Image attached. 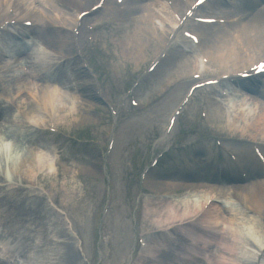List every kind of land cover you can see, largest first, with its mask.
I'll return each instance as SVG.
<instances>
[{
    "label": "bare ground",
    "instance_id": "1",
    "mask_svg": "<svg viewBox=\"0 0 264 264\" xmlns=\"http://www.w3.org/2000/svg\"><path fill=\"white\" fill-rule=\"evenodd\" d=\"M66 1L70 4L63 3V0H19L15 5L20 9V14L23 17H35L40 23H43L42 28L45 29L44 39L58 46L61 50L65 48L61 40L62 31L65 33L66 31L58 27L55 30L53 26H49L47 14L50 12L53 16V13H57L61 17L58 20L59 25H65L66 22L73 23L74 15L65 11L63 7L65 5L82 6L88 0ZM128 1L136 2V0ZM187 1L190 3L192 0ZM215 1L217 0H210L208 4ZM241 1L243 2V9L239 15H242L240 20H244V24L240 27L239 36L236 40V37L234 38L231 34V31L236 28L235 25L202 27L211 30L208 34L211 40L204 41L202 46L210 51L208 54L211 62L219 64L222 70H228L230 66H238L240 69V65L248 68L252 64L254 56L259 58L264 53V6L258 0ZM141 3L142 5H139V7L130 9L139 14V17L137 18V27L126 43L129 58H133L137 51L141 52L152 48V52L158 51V48L153 44V40H160L161 44H164L172 28V19L163 0H148L147 2L141 1ZM4 8L5 0H0V19H4ZM174 8L178 12H183L186 6L181 1L174 0ZM118 18L123 17L118 14ZM215 31L220 32V34L222 31L223 34L220 35ZM204 32L208 31L204 30ZM251 49H254V53ZM22 51H25V48ZM43 57L41 55L39 57L33 56L34 65L32 69H41L43 72L48 70L49 64L46 66L45 62L52 61V59L48 58L45 61ZM197 59V55H195L194 65L188 68V72L197 66ZM69 70L67 68L68 72ZM40 73H37V75L39 76ZM72 78H76V75L71 74L69 79ZM57 82L61 81L58 80ZM256 83H258L257 79L252 81L253 87L252 85L243 86L249 92L251 100L257 102L258 113L253 118H249L252 123L248 124L247 122L246 125L242 126V135L247 134L251 139H256L259 129L264 128V92L258 89ZM80 86L79 83L76 84L74 91ZM24 90L26 95L22 93L16 97L21 98L28 105H32L29 116L35 124L41 126L45 123V119L41 118L39 113L40 111H43L44 114L51 112L54 97L51 93L38 91L33 87H29V85H26ZM67 91L68 93L66 91H63V93L73 92L72 90ZM256 94L257 97H255ZM74 95L76 97V94ZM14 99L15 97L8 100H12L11 103L13 104ZM74 107L79 109L75 105ZM1 131L0 129V136H5ZM36 134L33 131L20 132L22 140L19 142V148L23 149L26 145H29V141H37L35 136H39ZM9 137L12 136L9 135ZM8 147L9 149L12 147L10 141L5 144V148ZM24 154L20 163L23 171L22 181L31 183L38 170H40V163L30 152ZM242 161L246 167V179L253 181L250 185H235L228 189L225 188L229 183V179L233 183L241 181V179L237 177L228 178L224 172H220L222 178L214 177L210 174V168H208L206 175L201 174V176L196 175L199 173L197 169L186 170L190 178L189 181L204 182V184L214 186H212V189H206L204 184L192 185L188 191L193 193L194 196L182 201L181 205L175 204L176 202L173 204L175 206L169 204L164 216H161L160 220L156 222V228L168 231L169 227L175 226L179 233L187 235L197 242H202V246L191 251L195 253L192 254L193 256H188L186 253L189 250L177 243L174 234L168 233V237L153 236L154 249L151 250V253H159L160 264H178L182 260L189 264H195L199 260H201L200 264H254L256 256L252 250H255L258 242L264 239V231L255 218L249 215V211L252 210L260 215L264 214V181L258 180L264 171L261 170L252 154L243 156ZM14 168L16 166H12L10 169L13 177H15L14 172H17ZM215 185H218L217 189L214 188ZM160 186L155 185L154 187L167 190L180 189L179 186ZM201 187H204L203 191L197 190ZM10 188L13 189L12 186ZM240 191L243 192L241 200ZM217 194L222 196L223 204L217 199ZM243 199L245 204L241 205ZM209 201L211 202L207 210L202 213ZM36 204H42V201H37ZM36 204L33 203V209H29L27 204L21 200L16 201L13 207H9L7 203H0V229H2L0 233V250L5 256L4 258L0 254V257L2 256L0 264H47L48 262H45L47 259L52 261L51 264H67V262L75 264L74 258L76 255L73 248L69 246V244H73V239L67 238L65 242H58L60 234L65 235L62 225L59 223V218L53 217L49 210ZM32 235L36 239L39 238L37 252L45 256V258L38 256L42 262L36 261L35 252L34 256L29 255L32 249L30 244ZM249 237L258 238L255 239L257 243L252 244V246L248 245L246 239ZM20 238H22L21 241H19ZM60 247L63 248L62 255ZM206 247L208 249L203 252ZM183 250L185 254H182ZM48 252L52 253L49 255L50 258L47 257L46 253Z\"/></svg>",
    "mask_w": 264,
    "mask_h": 264
},
{
    "label": "rangeland",
    "instance_id": "2",
    "mask_svg": "<svg viewBox=\"0 0 264 264\" xmlns=\"http://www.w3.org/2000/svg\"><path fill=\"white\" fill-rule=\"evenodd\" d=\"M63 3L69 2L63 0ZM238 4L240 5L239 2ZM228 7L230 8L229 10L233 12L238 10L237 7ZM47 18L49 20V26H53L56 30L57 22L50 12L47 14ZM122 29L123 30H120L117 29L116 26H111L100 34L106 36L110 41L111 36H114L118 44V56L114 51H111L109 57L104 60V65L103 63L102 65H96L97 71L102 76L104 84L107 86L109 92H115L114 88H112L113 81L111 80L109 69L114 67L119 75L123 76L124 81L132 76L133 79L137 77L136 75L138 74L135 72H139L140 68L144 65L141 63L140 55H149L151 50L146 49L141 52L137 51L133 58H129L126 43L130 39V35L133 32L131 30L133 28L126 26V28ZM44 30V28L42 30L38 29L35 33L36 41L33 53L35 52L38 57L40 55L41 57L44 56L43 58L45 61L48 58H51L52 61L48 60L45 62L46 66L49 64V68L46 72L35 68L34 73L37 74L41 72L38 78V81H41V83L48 81L47 79H51L55 83L57 80H60L65 88L73 91L62 98V105L60 107L63 109V112L59 113L60 116L57 119V127L67 134L72 133L75 135L79 133V138L81 139H88L87 135L89 130L94 129L97 137L94 136L93 139H97V142L94 144L89 142L77 145L64 138L53 136L47 131L39 132V129L42 130L41 128L35 129L27 124V115L29 116L30 107L32 105H28L26 102L20 103L19 100H14L12 104V100L9 101L7 99L9 95L4 93V89H1L3 91L4 100L0 106V108H2L0 128L7 131L9 135L13 137L17 145H19V142L22 140L20 132H36V135L39 137L35 136L37 141H29V146L43 145L65 162L66 169L54 174V181L51 178L46 180L48 188L43 190L42 185H39L38 188L39 192L43 195L49 193V195L55 198L57 205L63 209L68 216L71 225L70 229L84 243V258L80 256L74 244L70 245L68 243L69 246L73 248V252L76 255L74 263L98 264V259L102 257L103 261L101 264H129L130 258L133 256L136 248L137 237L141 234L151 233L154 227H156L155 223L158 219L156 214L154 216L151 215V219L148 220V222L147 220L146 222L143 220L141 227L136 222L139 219L140 212L137 200L138 194L143 192V190L146 191V189L152 194V190H154L152 187L153 183L148 182V184L145 183V185L142 186L140 185L139 179L142 169L150 164L152 158L158 153L167 150V146L165 145H161L158 149H155V146L163 137L162 129L166 124L167 117L177 105V101L174 99L177 97V94H179L181 98V95L186 91L187 86L179 87V90L181 89L179 93H176L178 86L172 88L168 86L169 84L172 85L174 80L179 78L182 70L174 59L171 60H173L174 69L180 71L179 74H171L168 71V68H171L172 64L166 67L162 66L161 69L149 79L151 86L148 92H145V90L141 91L144 103L143 109L131 114L127 118V121L121 125L118 148L114 156L115 163L113 167V171L118 178V197L105 224L101 227L99 226V213L108 187L107 176L104 171V149L102 146L106 144V139L109 135L108 129L111 124L109 112L102 104H99L94 96L95 94L92 88L88 87L87 89H83L84 85L90 86V82H88L89 79L87 75L80 71L78 62H71L77 59L75 57V50L71 47V44L68 45L69 47H66V49H62V53L66 58L72 57V59L63 66L60 64L63 61L61 55L55 56L58 59H54L51 56L52 51H58L59 48L44 39ZM67 37H69V35L66 33L61 35V39H64V41L67 40ZM68 40L70 41V39ZM139 64H141L140 67H137ZM98 66H101V68ZM55 67L57 68L56 70ZM67 68L70 69L69 72ZM71 74H75L76 78L69 79ZM145 82H147V80ZM78 83L81 86L74 91ZM33 88L41 91L39 87L33 86ZM74 94H76V97ZM144 96H146V98H144ZM73 104L79 109L73 108ZM191 108H194L193 105L189 107V109ZM59 111H61V109H59ZM39 115L41 118L46 119L47 117V114H44L43 111H40ZM52 116L53 114H51L49 118H52ZM189 121L187 125L180 123V128L186 127L195 130V124L198 122V118L192 117ZM229 126V120L224 119V116L212 115L209 128L206 130L208 133L216 130L224 136H229L231 135L229 133ZM200 137V134L196 131L195 134L191 136L190 140H198ZM206 145L207 154L202 152L200 158L210 160L216 148L212 139H209ZM245 151H247L246 148L240 150L243 155L246 154ZM134 154L137 155L133 158ZM125 160L131 163V168H127L124 165ZM213 165L214 161L211 160L210 166L212 167ZM158 172L159 168H156L153 173L154 178ZM260 180L263 181L264 179ZM243 183L245 185H250L252 181ZM205 187L206 189L210 188L206 184ZM165 207L163 203L160 210L162 211ZM149 216L150 215H147V219ZM59 223L62 225L65 235L62 236V234H60L58 240L60 242H65V239L68 238L69 229H65V225L62 221L59 220ZM149 227H153V229ZM60 249L62 255L63 248L60 247ZM98 252H100V255L102 254L101 257H98ZM46 254L47 257H49L52 253L48 252ZM41 257L45 258L43 254L40 255V258ZM45 262H48L47 264L52 263L50 259L45 260ZM67 264H69V262H67Z\"/></svg>",
    "mask_w": 264,
    "mask_h": 264
}]
</instances>
